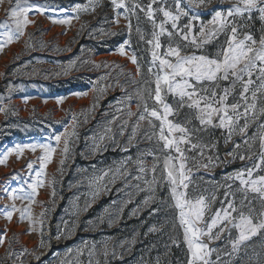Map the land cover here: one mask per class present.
I'll return each mask as SVG.
<instances>
[{
	"label": "rangeland",
	"instance_id": "1",
	"mask_svg": "<svg viewBox=\"0 0 264 264\" xmlns=\"http://www.w3.org/2000/svg\"><path fill=\"white\" fill-rule=\"evenodd\" d=\"M149 2L139 0L142 5ZM235 2L205 0V5L196 7L194 4L193 10L200 15L193 22V35L199 32L201 21L207 35L208 29L214 27L209 22L215 11L227 10ZM12 3L14 0L0 2V24H11L8 12ZM26 3L43 6L45 11L29 13V19L35 23L27 26L22 37L0 48V109H3L0 110V153L17 144L48 143L56 151L47 167H42V162L38 161L42 155L39 148L35 152L25 149L19 157L12 152L4 163H0V190L10 185L30 191L29 185L37 179L35 171L42 173V185L34 202L13 201L0 192V232L7 230L0 245V264H21L8 256L10 243L14 253L19 254L23 249L31 253L21 256L23 264H89L93 245L91 264L97 261L99 264H188L189 253L179 224V210L172 207L168 185L149 188L145 181L151 180L153 173H140L137 164L142 158L150 167L153 156L147 153L154 151L157 144L155 137L149 140L145 136V131L153 130L147 121L140 122V128L136 129L137 117L127 116L129 110L137 114L142 111L137 106L140 101L135 93L148 87L143 81L152 79L147 72L151 47L139 39L135 31L136 17L131 18L133 29L129 34L128 20L123 15L118 23L113 22L117 11L123 13L124 9L115 10L110 0H100V6L94 11L80 12L78 18L72 10L78 4L88 6L89 0H26ZM125 3L128 4L129 0ZM164 6L175 10L174 0H167ZM158 7L159 3L153 5L154 9ZM181 7L187 10L185 0H181ZM137 14L147 40L151 24L142 12L137 10ZM59 19L70 20V24L55 22ZM156 19H163L162 14L157 12ZM187 22L186 17L179 21L181 25ZM236 24L238 38L248 33L259 41L264 36V21L257 12H253L250 20L237 18ZM166 27L171 31L170 24ZM4 31L0 28V41L5 39ZM228 36V32L218 33L199 48L189 46L185 49L186 42H181V54L216 58ZM175 39L179 40L178 37ZM200 39L197 37L198 43ZM160 40L163 55L168 38L165 35ZM121 45L125 46V55L119 52ZM133 51L141 65L140 71L137 64L131 62ZM253 79H256L255 75ZM230 83V80L222 81L220 87H227ZM151 87L154 89L155 85ZM239 92L240 85L237 84L228 97L229 104L239 99ZM164 98L178 109L168 118L184 125L192 115L190 110L180 108L173 95ZM153 104L149 99V107ZM125 120L127 124H124ZM217 121L218 117H215L214 124ZM261 122H264V116L250 122L243 134L233 132L231 139H228L227 129L220 127L209 126L206 131L193 134V143L200 141L208 147L203 149L202 156L199 149L187 152L189 157H195V161L190 160L187 164L193 181L187 192L190 196L202 195L210 205L205 211V221L210 220L222 202L226 205L228 199H233L232 196L226 198V193H235L234 200L239 203L241 193L236 190L240 184L234 179L237 172L253 168L254 177L264 175V164L255 168L260 163V141L256 137L264 131L258 127ZM244 123L243 119L239 121L240 126ZM153 124L158 131L159 121L153 118ZM187 126L201 128L196 119ZM107 129L111 131L107 132ZM71 133L75 134L69 136V154L65 158L62 151L64 139ZM56 135L61 136L58 146L54 140ZM102 135L104 139L101 141ZM246 139L248 143H244ZM183 147L186 149L188 145ZM241 156L245 158L240 159ZM29 161H37L31 170L26 167ZM159 171L158 168L157 175ZM104 172H108V176L115 174L117 179L99 191L90 181ZM121 173L125 174L121 176ZM108 176L104 177L105 182ZM137 176L141 179H135ZM248 199L258 212L259 200L251 193ZM13 204L17 209L30 206L31 219L21 221V214L16 211L9 221L3 214V206ZM253 222H257L255 216ZM198 226L205 228L203 222H198ZM218 231L219 227L213 230L214 233ZM237 236L238 230L229 226L218 240L201 237L209 248L217 250L209 257L210 261L215 264H264V230L234 250L231 240ZM42 240L43 247L40 246ZM105 243L107 257L103 255Z\"/></svg>",
	"mask_w": 264,
	"mask_h": 264
},
{
	"label": "snow or ice",
	"instance_id": "2",
	"mask_svg": "<svg viewBox=\"0 0 264 264\" xmlns=\"http://www.w3.org/2000/svg\"><path fill=\"white\" fill-rule=\"evenodd\" d=\"M2 2V0H0ZM111 5L115 10L124 9L123 13L117 11L114 23L119 22V17L124 16L128 20V31L131 34L132 16L136 17L135 31L140 40H143L151 47V60L147 72L151 75L150 81H143L148 84V87L141 90L138 89L135 95L138 97L140 103L138 108H142L138 114L130 110L127 116L131 118L136 116L135 128L139 129L142 121H147L151 132L145 131L147 139L152 140L155 137L157 148L147 153L153 156V163L150 167L146 166L142 158L137 160L139 172L145 173L150 171L153 173L151 180H146L145 184L151 188L152 185L167 184L170 190V198L173 201L172 207L179 210V224L183 228V239L187 245L189 253L188 264H215L211 262L209 257L216 249L209 248L208 243L201 240V237L207 236L208 240H218L225 228H235L238 230V236L235 240H231L234 250L238 245L248 241L252 236L257 235L258 232L264 230V175L253 176L255 169L249 168L246 171L241 170L235 174L234 179L239 181L240 187L236 190L241 193L239 203H236L235 193H226V198L232 196L233 199H228L227 204L223 202L221 207L216 210L210 217V220L205 221V211L210 207L205 202L202 195H189L187 189L193 183L190 172L191 169L187 167L188 162L195 161V157H189L187 152L193 149H199V154L203 155V149L208 145L200 141L192 142V136L195 132L206 131L209 126L220 127L227 129L228 139H231L233 132L243 134L246 132L249 123L258 120L264 116V36H261L259 41L253 38L251 34L245 33L243 38H238L236 19H251L253 12L259 13L260 19L264 21V0H236V2L227 10H217L209 22L214 27L208 29L207 35L205 33V25L201 21L199 32L193 35L194 21L199 19V13L193 10V5L196 7L205 5V0H185L187 10L181 7V0H174L175 10L165 7L167 0H150L147 5H142L139 0H129L126 4L125 0H110ZM160 4V7L153 8L154 4ZM100 6V0H89L86 7L76 5L72 10L76 12L77 18L80 12L94 11L96 7ZM137 10L142 12L151 24L150 38L145 40V35L140 27V16ZM36 14L43 13L45 8L43 6L27 4L26 0H14L9 9L8 15L11 24L8 22L0 24V28L5 29L3 32V41H0V48L6 43L19 39L25 33L29 24L35 23L29 19V13ZM162 14L163 19L157 20L156 13ZM192 13L189 15V13ZM182 17H186L188 22L181 25L179 21ZM231 18V19H229ZM60 24H70V20L59 19L55 21ZM171 26V31L166 25ZM241 27H243L241 25ZM228 32L229 36L225 45L221 48L216 58H209L206 55H182L181 42L184 43V48L189 46L199 48L201 44L207 43L209 38L215 37L218 33ZM167 36L168 44L166 45V52L161 55L160 49L162 47L160 38ZM178 37L179 40L175 38ZM197 37H200V42H197ZM259 44V47L256 45ZM130 46V44H129ZM121 55H125V46L119 47ZM174 58V59H171ZM131 62L137 64V70H141V65L138 63L135 51L132 52ZM107 66V65H105ZM72 65H69L71 68ZM99 67V65H96ZM255 75L256 79H253ZM101 79H104L102 77ZM231 81L227 87H220L222 81ZM154 84V89L151 85ZM240 85L239 99L233 103H228V97L233 94L236 85ZM102 91V89L100 90ZM162 93L164 94L162 96ZM173 95L176 98L180 108L187 107L192 115L186 119L184 125L174 123L168 117L174 109L164 97ZM26 100L28 98H25ZM132 99L131 96L128 97ZM151 99L154 104L149 107L148 100ZM161 110H158V107ZM3 110V109H0ZM7 114V113H6ZM218 117V121L214 124V118ZM155 121H159L158 131H156ZM75 120V117L72 118ZM196 119L201 128H189L187 125L191 124V120ZM243 119L245 123L240 126L239 121ZM127 124V120L124 121ZM258 127L264 129V122H261ZM110 132L111 129H107ZM179 133L177 137L175 134ZM75 133L67 134L64 139V147L62 149L67 158L69 154V136ZM121 135L123 134V126H121ZM135 131L132 133L135 137ZM260 144L259 161L255 166L259 168L264 164V131L258 137ZM104 136L100 137L102 141ZM56 145L61 141V136L54 137ZM244 143H248L247 139ZM188 145L185 149L183 146ZM98 148L99 145L97 144ZM239 147V145H236ZM39 148L42 155L38 161L42 162V167H47L51 161L53 153L56 148L52 144H30V145H14L12 149H6L4 153H0V163H4L8 157L15 152L17 156H21L25 149H30L35 152ZM231 154V153H230ZM241 156L240 159H244ZM37 161H29L26 167L31 170ZM61 166L64 160L60 161ZM197 167L201 165H195ZM207 167V165H203ZM160 169L157 175V169ZM31 174V173H30ZM125 173H121L123 176ZM14 175H16L14 173ZM36 181L29 185L30 191L23 187L12 188L10 185L4 186L0 192L4 196H8L13 201L17 199L28 200L34 202L35 196L38 194V188L42 185V173L39 170L35 171ZM108 176V172H104L101 176H94L90 183H93L99 191L107 188L108 184L114 183L117 176L113 174L108 176L107 182L104 177ZM135 179H141L140 176ZM231 188V185H229ZM249 193L254 195V199H258L260 203V210L257 212L253 206L252 200L248 199ZM151 197H149V200ZM214 200L215 197L213 196ZM148 203V200L145 201ZM247 209V211H245ZM86 210V208H85ZM20 212V219H31V207L24 209H17L15 204L9 207L3 206V214L11 221L14 212ZM154 211H159L155 209ZM233 213H236L233 216ZM254 216L256 223L253 222ZM198 222H203L205 228L198 226ZM43 223V221H41ZM219 227L218 232H213ZM154 230V229H153ZM7 230L0 232V245L3 244L6 237ZM60 236H57L59 239ZM229 239H231V231H229ZM15 238H13V242ZM175 242V241H174ZM41 247L44 246V241H41ZM95 245L92 246V251L89 252V264H91V257ZM8 256L14 257L16 260H21L22 255H31L26 249L17 254L12 251L11 243L8 249ZM103 255L107 257V244L104 245ZM114 255V253H113ZM39 259V257H37ZM219 260V256H217ZM99 264V261L96 262Z\"/></svg>",
	"mask_w": 264,
	"mask_h": 264
}]
</instances>
